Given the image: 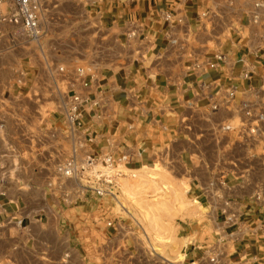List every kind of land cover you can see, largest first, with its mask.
Listing matches in <instances>:
<instances>
[{
  "label": "crops",
  "instance_id": "0c3cea01",
  "mask_svg": "<svg viewBox=\"0 0 264 264\" xmlns=\"http://www.w3.org/2000/svg\"><path fill=\"white\" fill-rule=\"evenodd\" d=\"M257 1L41 0L40 35L43 17L58 7L82 16L71 12L61 26L75 22L96 47H112L105 64L99 48L90 50L94 61L82 77L41 69L33 41L0 29V264H264V123L255 141L236 131L247 121L239 105L264 110ZM218 53L224 62L207 68ZM35 84L62 97L39 102L59 105L56 116L42 118L51 133L35 126L38 103L27 97ZM229 89L234 98L225 103ZM72 94L82 99L78 133L66 129ZM6 95L19 101L7 105ZM11 117L29 129L6 132ZM73 146L79 158L124 154L130 169L148 166L154 154L174 161L197 213L181 259L157 254L114 212V198L79 193L76 180L56 176Z\"/></svg>",
  "mask_w": 264,
  "mask_h": 264
},
{
  "label": "rangeland",
  "instance_id": "374dc122",
  "mask_svg": "<svg viewBox=\"0 0 264 264\" xmlns=\"http://www.w3.org/2000/svg\"><path fill=\"white\" fill-rule=\"evenodd\" d=\"M68 10L56 8L51 10L46 19L47 33L42 34L36 41L31 42V48L36 51V61L43 70L57 71L63 67L68 70H75L78 67H84L94 61L90 50L96 48L100 51V63L108 62V53L110 44L107 41H101L99 47L92 37H86L83 34V27L77 26L73 22L68 26H61V21L66 16H71ZM68 14V15H67ZM75 19L81 14L74 15ZM82 17V16H81ZM40 18V15H39ZM28 100L36 99L37 104V122L38 133H51L45 127L42 118L46 115L56 116L60 110L58 104H49L41 106L39 102L45 98H53L60 102L62 98L55 89H43L35 84L31 90V95H27ZM6 104H17L19 99L12 96L5 97ZM27 109L24 117L27 115ZM21 115V114H20ZM19 127L25 130L29 129V123L17 121L12 118L7 123L8 133H15ZM66 129L73 133L68 124ZM4 133V131H3ZM129 158L126 167L129 165ZM174 161L166 155L154 154L152 160L146 167L137 169H124L125 176L119 179V185L113 201L114 212H118L133 222L140 230V234L145 233L149 238L154 251L164 257L172 259H181V248L187 243L188 233L186 227L195 219L196 208L187 196V183L185 180L178 179V174L174 170ZM197 219V218H196ZM195 219V221H196Z\"/></svg>",
  "mask_w": 264,
  "mask_h": 264
},
{
  "label": "built area",
  "instance_id": "2783aa9c",
  "mask_svg": "<svg viewBox=\"0 0 264 264\" xmlns=\"http://www.w3.org/2000/svg\"><path fill=\"white\" fill-rule=\"evenodd\" d=\"M41 0H0V29L7 28L15 30V34L20 38H27L36 41L40 36L39 15ZM264 0H258L255 7H263ZM168 17V16H167ZM166 17V18H167ZM225 56L222 53L215 54L212 61L206 63L207 68H215L224 62ZM193 68H199L194 64ZM63 67L58 71H63ZM78 77H82L83 69L78 67L74 70ZM234 98V90L226 92L225 103H229ZM82 99L79 95L72 94L68 97L64 105L65 121L73 133H78L80 122V106ZM217 106L213 105L212 110ZM246 122L236 126V131L244 139L255 141L259 132V126L264 123V110H253L247 103L238 106ZM222 132L232 130L230 125H222L218 128ZM234 130V129H233ZM91 141V138L88 137ZM128 157L124 154L116 156L113 153L99 155L86 154L81 158L77 157L76 147H71L69 156L56 163L55 174L57 177L74 179L79 183V193L87 191L98 197L115 198V193L119 185V179L125 176ZM261 193L254 194L255 200H261ZM65 199L68 195H64ZM108 226H112L108 222ZM214 257L209 261L214 262Z\"/></svg>",
  "mask_w": 264,
  "mask_h": 264
}]
</instances>
